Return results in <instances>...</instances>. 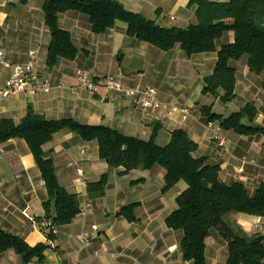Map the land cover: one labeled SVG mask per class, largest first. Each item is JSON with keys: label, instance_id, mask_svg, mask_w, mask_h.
I'll use <instances>...</instances> for the list:
<instances>
[{"label": "crops", "instance_id": "crops-1", "mask_svg": "<svg viewBox=\"0 0 264 264\" xmlns=\"http://www.w3.org/2000/svg\"><path fill=\"white\" fill-rule=\"evenodd\" d=\"M118 2L127 11L156 21L165 29H187L197 23L189 0ZM43 6V0H0V47L7 61L13 65L32 62L39 77L51 84L48 92L0 98V121L9 119L19 124L31 106L48 121L72 120L82 126L106 127L144 141L151 138L157 126L159 147L170 143L174 131L184 130L198 145L195 158H207L208 165L220 169L222 183H241L254 196L264 183V134L241 136L223 129L226 142L220 147L214 128L201 112L210 107L213 114L227 119L252 104L258 112L255 124L264 129V73H251L247 57L230 62L236 70L235 100L223 104L222 90L217 97L203 94L205 79L214 73L218 51L234 44V33L227 32L216 41L217 52L188 56L178 45L164 52L129 37L127 24L121 21L106 33L95 34L87 15L70 11L59 16V26L71 35L78 56L49 67L51 35L45 27ZM32 52L35 60L30 58ZM79 70L88 71L96 80L114 78L127 90L154 88L160 103L189 109L190 116L184 120L180 113L167 116L164 110H145L136 96L103 87L92 94L79 85ZM12 73V69L0 65V90ZM243 123L250 124L248 120ZM213 124L220 125L218 121ZM43 150L46 159L54 163L59 184L77 197L80 207L71 224L56 228L52 243L39 228L46 217L44 204L49 196L29 146L20 139L0 145V230L21 238L30 247L48 244L43 264H192L183 257V233L166 225L177 209V198L187 189L186 183L164 191L166 172L161 167L129 173L124 168H111L100 159L96 141L85 142L68 130L57 133ZM104 175L108 176L105 195H91L88 186ZM130 206H134V222L121 214ZM27 209L32 218L25 217ZM227 223L249 236L264 235V218L230 214ZM84 235L91 238L84 240ZM205 257L206 264H227L228 243L216 230L206 240ZM0 264L23 262L14 251H7L0 257Z\"/></svg>", "mask_w": 264, "mask_h": 264}, {"label": "trees", "instance_id": "trees-1", "mask_svg": "<svg viewBox=\"0 0 264 264\" xmlns=\"http://www.w3.org/2000/svg\"><path fill=\"white\" fill-rule=\"evenodd\" d=\"M31 0H23L27 3ZM45 27L51 35L47 65L55 66L60 60L74 61L78 51L71 35L59 26V16L75 11L87 15L95 34H104L115 27L118 21L127 24V35L147 43L161 51L169 52L177 45L188 56L215 53L216 41L225 33H234L235 42L218 51V61L212 76L204 81V95L218 96L223 104L236 98V70L231 61L248 58L251 73H264V0H229L215 3L208 0H189V8L195 9L197 23L187 29H165L156 21L127 11L118 0H43ZM264 91V82H263ZM208 122L220 123L222 129L234 131L241 136L264 134V129L255 124L257 109L249 104L243 110L227 119L213 114L212 108L201 109ZM248 120L246 125L243 121ZM68 130L77 133L83 141H96L100 159L111 168H124L125 173L134 170L148 171L158 166L165 170V189L169 191L184 182L187 189L177 198V209L167 218L169 229L181 231V250L184 260L192 264H206V240L216 230L228 243L227 264H264V235H247L238 228H232L226 217L230 214H244L264 218V183L254 196H250L241 183L226 185L220 181V169L208 165L207 158H195L198 145L186 131L176 130L170 143L159 147L156 143L160 128L155 126L148 141L127 137L120 132L101 126H82L72 120L48 121L29 106L27 115L19 124L9 119L0 121V145L11 140H24L29 146L41 172L49 199L44 204L45 220L39 222L40 230L52 243L56 236L51 229L42 228L48 221L58 228L69 225L80 213L78 199L68 193L56 176L53 161L46 159L44 146L54 136ZM108 184L104 175L98 183L88 186L96 197H103ZM134 206L125 208L121 214L129 221ZM50 246L39 244L30 247L21 238L0 230V257L7 251H14L23 264L36 261L43 264L45 252Z\"/></svg>", "mask_w": 264, "mask_h": 264}, {"label": "built area", "instance_id": "built-area-1", "mask_svg": "<svg viewBox=\"0 0 264 264\" xmlns=\"http://www.w3.org/2000/svg\"><path fill=\"white\" fill-rule=\"evenodd\" d=\"M35 53H30L31 60H35ZM0 65L12 69L13 73L3 89L0 90V98H8L19 93L29 92L31 94L48 92L51 89V84L48 81L42 80L36 73L33 63L26 65H13L7 61L4 51L0 47ZM77 81L79 85L92 94H96L100 88H105L117 93H125L127 95L136 96L141 108L145 110H164L167 116H171L175 113H180L183 119L186 120L190 116L189 109H181L176 106H169L160 103L158 100V92L154 88H144L140 91L127 90L117 80L111 77L93 79L91 74L86 70H79L77 72ZM209 127L215 130V142L218 146H225V138L223 136V129L220 125H214L213 122H209ZM24 215L27 218H32L29 210L24 211ZM42 228L51 229L52 234H56V228L52 227L50 222H42ZM94 231H97V227H93ZM89 235H84V240H89Z\"/></svg>", "mask_w": 264, "mask_h": 264}, {"label": "rangeland", "instance_id": "rangeland-1", "mask_svg": "<svg viewBox=\"0 0 264 264\" xmlns=\"http://www.w3.org/2000/svg\"><path fill=\"white\" fill-rule=\"evenodd\" d=\"M217 106H219V107L221 106V108H224V107H222L223 105H217ZM216 110H217V111H220L219 108H218V109L216 108ZM225 220H226V222H227V217H226Z\"/></svg>", "mask_w": 264, "mask_h": 264}]
</instances>
